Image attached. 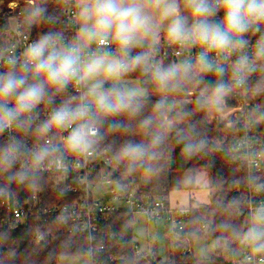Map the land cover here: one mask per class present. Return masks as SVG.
Masks as SVG:
<instances>
[{
	"label": "trees",
	"instance_id": "obj_1",
	"mask_svg": "<svg viewBox=\"0 0 264 264\" xmlns=\"http://www.w3.org/2000/svg\"><path fill=\"white\" fill-rule=\"evenodd\" d=\"M20 8L22 11L20 16L11 14L7 10L0 11V44H3L7 38L10 18H16L20 32L30 34L38 40L45 36L58 38L68 27L66 0H39L35 1L32 7L21 4ZM223 15V11L219 10L215 15L206 18L196 17V20L207 19L209 23L223 27V22L219 20ZM257 22L244 33L242 37L244 41L251 42L264 37V22ZM142 53H146L149 58L148 50H130L128 58ZM257 61L259 69L247 77L246 87L248 90L260 92V90L264 91V57H258ZM172 66L174 61L167 59L161 67ZM145 67L147 71L144 70ZM19 69H3L0 70V75L9 71L18 73ZM152 70L147 59L146 65H141L124 76L138 78L141 87L147 90L150 96L140 99L141 108L135 115L125 113L100 117L95 125L98 129V137L93 145L98 152H104L112 160V168L121 175V178L133 173L152 171L157 164L165 166L170 157L175 162L170 171L209 173L211 203L205 208L191 210L185 220V228L181 232L182 238L176 241L172 248L170 260L163 262L151 253L148 255L155 264H232L227 261L226 253L231 255L238 250L249 231L242 214L246 203L248 178L244 165L236 159L233 152V138L241 134L242 126L238 119L226 126L209 124L204 96V93L216 89L221 84L232 91L230 71L225 69L219 79H214L208 75H200L201 69L191 65L187 78L181 74L173 82L174 86L163 88L153 79ZM29 82H35L32 81L31 76ZM113 87L121 89L119 86H110L105 90ZM161 93L183 95L192 93L193 97L190 102L182 103L177 109L171 110L170 115L165 118L168 112L165 99L156 96ZM69 95H71L69 86L61 92L49 88L45 98L51 105L52 99L65 100ZM255 100L257 107L253 112V118L264 155V95L260 94ZM226 103L228 106H233L229 100H226ZM148 118L152 120L151 125L148 128L142 127V121ZM167 121L171 123L169 126L165 124ZM22 126L25 134L32 138L39 140L45 136L36 134L33 124L24 123ZM157 134L161 137L160 143L150 149V159L146 157L144 161L133 165L127 158H121L120 152L125 144L150 145L153 136ZM168 144L171 146L172 154H168ZM4 149L2 132L0 152ZM101 172L108 173L105 168H100L96 171V175ZM119 182L125 190H129L126 183L121 180ZM253 182L264 187V166L261 174L254 177ZM175 187L178 188V186L171 188ZM8 194L17 197L22 205L30 201L33 194H38L42 208H52L73 201V197H68L61 188L53 186L48 177L24 174L14 164L10 167L0 164V199ZM30 209L31 219L28 227L0 231V264H57L60 258L88 256L86 234L77 231L69 234L67 224L54 218L44 217L39 210H33L31 207ZM133 222V217L122 212L111 215L106 223H101L96 235V247L103 245L105 249L93 256L94 261L98 264H149L146 256H137L133 251L135 245L132 237ZM204 223L207 224V230L201 231L200 227ZM37 232L42 235V240L38 244L32 241ZM186 238L190 242L202 238L213 240L215 251L211 259L196 260L191 254H183ZM110 256L117 257L118 260L111 262Z\"/></svg>",
	"mask_w": 264,
	"mask_h": 264
},
{
	"label": "built area",
	"instance_id": "obj_2",
	"mask_svg": "<svg viewBox=\"0 0 264 264\" xmlns=\"http://www.w3.org/2000/svg\"><path fill=\"white\" fill-rule=\"evenodd\" d=\"M66 2L68 3L66 11L68 27L62 36L52 38L59 48L80 44L78 40L77 16L80 0H66ZM208 2L211 6H216V0H208ZM6 10L17 16L22 14L20 5L15 3L7 5ZM219 20L223 22V16H220ZM259 22L263 23L264 20ZM257 23V21H253L252 25ZM243 35L239 38L242 39ZM261 40L262 38L246 42L242 47L217 53L206 52L205 47L198 44L193 45L190 42H178L167 38L157 47L149 50L150 54H148V64L152 69L157 66L161 67L165 60L171 59L175 64L181 62L183 65H196V67L201 69L200 75H208L214 79H219L225 69L230 71L233 89L238 90V93H240L239 96L229 101L233 104L232 107L238 108L236 109L237 119L242 126L241 134L233 138V152L236 159L244 165L248 178L245 192L246 203L242 214L249 229L258 222L257 211L264 209V187L253 182L254 177L261 174L264 166V155L257 138L256 124L253 118L257 103L256 98L250 96L246 87L247 77L259 69L257 61L259 56L256 53L258 43ZM37 41L39 40L30 34L20 32L17 23L16 30L14 32L9 30L5 42L0 44V70L20 68L25 59V51ZM84 51L88 54L106 52L108 55H116V50L110 42L105 46H98L96 43L93 47ZM201 53H206V59L211 66V70H204L198 63V57ZM243 57L247 58V64L244 69L238 70L240 66L237 61ZM13 60L16 62L15 67L10 63ZM218 69H222V71H218ZM68 86L71 90V95L66 97L65 100L61 98L54 99V101H51V105H49L48 101L38 104L30 113L23 114L11 127L6 128L3 131V136L5 148L13 144L19 146V151L16 153L12 164L20 172L28 175L48 177L53 186L61 188L65 195L73 197V201L52 208H42L41 198L38 194H33L30 198L31 200L24 205L20 203L17 197H12V195L8 194L0 199V231L28 227L31 219V207L33 210L41 211L44 217L54 218L67 224L69 234L74 231L86 234L90 264H98L94 261L93 256L105 249L103 245L96 247L98 228L101 223H106L113 214L123 212L133 218L136 215H142L149 223L163 218L168 222V229L176 236V241L181 239V232L185 228V220L189 217L192 209L169 208L165 199L161 196L147 198L125 190L124 187L117 190L114 187L116 179L111 175L113 171L116 172L112 168V160L104 152H98L93 145L94 142L87 151L71 152L66 148L64 139L71 129L59 130L53 128L39 140L25 134L22 124H33L36 134H39L37 130L49 119L53 111L62 104H69L71 107H75L78 104L88 102L84 84L77 85L73 81ZM13 106L14 101L7 102V107L11 108ZM97 137L98 131L94 141ZM41 147H50L54 151L42 163L37 165L33 162V153ZM100 168H105L108 173L101 172L96 175V171ZM99 185L108 186L107 191H101L97 188ZM260 224L264 226V223ZM200 230L206 231L207 224H202ZM41 240V233H35L32 241L38 244ZM185 242L186 247L183 248L182 253L191 254L189 248L191 242L187 238ZM255 245L253 240L243 239L239 249L230 255L232 259L230 263L264 264V257L259 253ZM133 248L137 256L145 257L149 254L142 252L136 244ZM109 260L115 262L118 258L110 256Z\"/></svg>",
	"mask_w": 264,
	"mask_h": 264
},
{
	"label": "clouds",
	"instance_id": "obj_3",
	"mask_svg": "<svg viewBox=\"0 0 264 264\" xmlns=\"http://www.w3.org/2000/svg\"><path fill=\"white\" fill-rule=\"evenodd\" d=\"M162 18L175 17L167 29V35L173 41L190 42L204 46L206 52L222 53L229 49L242 47L246 41L240 39L252 27L253 21L264 20V0H216V6L208 0H187L193 17H208L217 11H223V27L212 24L207 19L196 20L189 28L186 18L178 15L177 0H153ZM79 16L83 21L80 29L84 44L59 48L55 41L45 36L31 44L24 53V62L19 72L9 71L0 75V133L11 127L25 113H30L38 104L44 102L49 88L61 92L70 82L87 86L86 95L91 97L87 103L75 107L62 104L49 119L38 129L41 136L53 128L71 129L65 137V146L71 152L87 151L97 134L96 121L102 116L129 114L140 111V97L144 93L139 89L105 90V80H119L141 65H146L147 54L142 53L128 58L129 51L139 46L142 39L152 30L153 17L146 11L148 4L144 0H82ZM236 37V39H233ZM109 38L123 51L121 58L110 57L108 53H85V48L92 42L105 46ZM257 56L264 57V38L258 43ZM15 67V61L10 62ZM198 63L204 70H211L206 53H201ZM242 70L247 58L237 61ZM190 65H176L168 68L154 67L152 77L160 87L174 86L173 82L183 74L188 77ZM147 71V67L144 69ZM222 71V69H218ZM29 76L32 81L29 82ZM228 89L218 85L205 102L219 105ZM14 100V106L7 107V102ZM93 107L95 112L92 111ZM151 118L142 121V127L148 128ZM75 125V126H73ZM113 127H116L113 125ZM161 137L153 136L150 145L128 143L120 152L121 158H127L133 165L151 158L150 149L160 143ZM190 148L192 146H189ZM19 146L10 145L0 152V164L9 167L15 160ZM50 147H41L33 153V162L42 163L51 152ZM23 178V174H21ZM257 220L264 223V209L256 213ZM246 238L257 241L264 238V230L254 226L246 233ZM264 247V245H262Z\"/></svg>",
	"mask_w": 264,
	"mask_h": 264
},
{
	"label": "crops",
	"instance_id": "obj_4",
	"mask_svg": "<svg viewBox=\"0 0 264 264\" xmlns=\"http://www.w3.org/2000/svg\"><path fill=\"white\" fill-rule=\"evenodd\" d=\"M34 2H35L34 0H19V1L10 0V1H7L6 4L7 5H9L10 3H15L19 5L27 4L29 7H32L34 6ZM144 2L148 4L146 11L153 17V27H152L151 32L142 39L140 45L133 47L131 50H140V51L148 50L149 51L157 47L163 40L169 38L167 35V29L172 19L175 18V17L162 18L160 15V11L154 6L153 0H144ZM81 3H82V0H80L79 5ZM177 3L179 5L178 15L186 18V26L190 28L192 24L196 21V17H193L191 13V9L187 6V0H177ZM3 10H6V7L0 8V11H3ZM79 11H80V7L78 6V15H77L78 16V40L80 44H84L85 41L83 40L81 36V32H80V29L83 25V21L79 16ZM109 42L114 46L116 50V55H109V56L115 57V58H121L122 57L121 55L123 54L122 49L117 44L113 43L111 41V38H109ZM95 44L96 42H92L85 49L93 47ZM139 82L140 80L136 77L133 78V77L123 76L119 80H112V79L105 80L103 87L104 89L110 86H119L122 90L139 89L144 93V95L140 97V99L147 98L149 95V92L143 89ZM84 90L86 94L87 93L86 85H84ZM86 97L89 102L91 100V97L87 95ZM190 100H187L184 102L182 101L179 103V105L182 103H188L190 102ZM225 105L231 109H229L226 115L220 119V118H217L216 115H214V113H212V115L209 114L208 108H207L209 106L207 103L206 114H207V120H208L207 122L209 124L217 123L219 125L226 126V125H230L233 122V120L237 119L236 111L233 110L232 106L227 105L226 99H225ZM165 107L168 110L167 113L170 114L171 110L177 109L178 105L176 106L175 104L172 103L171 100L166 99ZM167 116L165 115V118ZM165 124L169 126L171 123L167 121ZM174 164H175L174 160L170 158L168 159L165 166H162L159 164L156 165L164 173L167 174L168 179H169L167 184L162 185L161 190L159 188H151L148 191V193H143V191L141 190H136L134 191V193H137L138 195H142L147 198L161 196L165 199L167 207L172 208V209L198 210V209L209 206L211 203V196H212V192H211L212 190L210 188V184H211L210 174L205 171L198 172L196 174L170 171V169L174 166ZM147 173L149 172H144V174H147ZM172 186H178V188L177 187L171 188ZM147 223L151 224L149 222ZM158 225L159 224L155 221L154 230L156 233L159 232ZM255 226L261 230H264V226L260 225V222L258 225L255 224ZM164 233L165 234H163V236H165L166 243H164V245L162 244L161 250H159L161 245H158L157 240L154 241L153 239H151L153 241L152 242L148 241V246L146 247V250H142V252H146L149 254L151 253L153 256L159 258L163 262L170 260L172 248L175 245L177 238L176 236H174L173 233L170 232V229H168V225L164 227ZM155 236H157L158 238V235H155ZM254 242L256 244L255 246H257L258 248L259 253L262 255V250L264 248L262 247V245H264V238L254 241ZM192 243L193 242H191V244ZM135 244L140 248L139 243L135 242ZM191 254L193 255L194 258H196L193 251H191ZM225 256L228 258V259L226 258L227 261L232 262L231 261L232 259L229 254L226 253ZM197 259L209 260L211 258L207 259L205 257H199V258H196V260Z\"/></svg>",
	"mask_w": 264,
	"mask_h": 264
},
{
	"label": "rangeland",
	"instance_id": "obj_5",
	"mask_svg": "<svg viewBox=\"0 0 264 264\" xmlns=\"http://www.w3.org/2000/svg\"><path fill=\"white\" fill-rule=\"evenodd\" d=\"M7 1H10V0H0V8L7 7V4H6ZM34 1H39V0H34ZM16 26H17L16 19L10 18L9 19V30L11 32H14L16 30ZM176 65H183V64L179 62L178 64H174V66ZM214 91L215 89L209 92H206L204 93V96L206 98L210 97ZM238 92L239 91L236 89H232V91L228 90L227 94L223 96L222 102L219 105L208 104L209 107L207 108H208L209 114L212 115V113H214V115H216L217 118H220V119L223 118L226 115L227 111L231 109L225 105V99L231 100L235 98L236 96H239L240 93ZM249 94L251 97L257 98L260 94L264 95V91L260 90L259 92L258 90H253V91L249 90ZM148 96H150V94ZM151 96H154V95H151ZM156 96L160 98L163 97L165 100L166 99L171 100L172 103L175 104L176 106L177 105L179 106L180 102L190 100L193 97V95L191 96L188 94L183 95V94H163V93L156 95ZM9 101H14V100H9ZM44 101H48V100L45 98ZM51 101H54V99H52ZM232 108L234 111H237L236 109H238L237 107H232ZM167 115L169 116L170 114L166 113V116ZM167 149H168V154H172V149L169 144L167 145ZM121 181L127 184L126 185L127 188L132 193L136 190H141L143 191V193H148V191L151 188H159L161 190L162 185L167 184L169 179L166 173H164L160 168L155 166V168L152 171H149V173L147 174L133 173L131 175H127L124 177L122 176ZM114 182H115L114 187L117 190H120L122 187H124L120 182L118 181H114ZM97 188H99L101 191H107L108 186L99 185ZM156 222L159 224L158 225L159 232L157 233L154 230L155 228L154 222L153 223L151 222V224H148L143 216H140V215L135 216V219L133 222L134 225L132 228V234H133L132 237L135 242L140 244L141 250H146V247L148 246V241L152 242L153 240L154 241L157 240L158 245H161L159 250L162 249V244L164 245V243H166L165 236H163V234H165L164 227L167 226L168 222H166L163 218ZM256 224L258 225L259 222ZM155 235H158V238ZM192 244L189 246V248L192 249L191 251H193L196 258L205 257L209 259L213 256L214 251H215V243L213 240L203 239V238L196 239L195 241H193ZM262 256L264 257V248L262 250ZM57 264H90V261H89L88 256L64 257V258H60Z\"/></svg>",
	"mask_w": 264,
	"mask_h": 264
},
{
	"label": "water",
	"instance_id": "obj_6",
	"mask_svg": "<svg viewBox=\"0 0 264 264\" xmlns=\"http://www.w3.org/2000/svg\"><path fill=\"white\" fill-rule=\"evenodd\" d=\"M112 177L116 179V181L121 180V175L117 174L116 172H112ZM146 260L149 264H155V261L152 259V257L150 255H146Z\"/></svg>",
	"mask_w": 264,
	"mask_h": 264
}]
</instances>
